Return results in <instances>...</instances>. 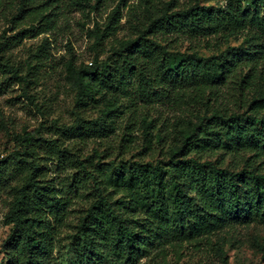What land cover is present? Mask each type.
I'll return each instance as SVG.
<instances>
[{
    "label": "trees",
    "instance_id": "1",
    "mask_svg": "<svg viewBox=\"0 0 264 264\" xmlns=\"http://www.w3.org/2000/svg\"><path fill=\"white\" fill-rule=\"evenodd\" d=\"M70 1L83 7L92 0ZM103 1L96 0L95 8ZM152 1H145L144 18L136 16L129 38L118 47L111 46L106 60L96 58L91 66L77 71L75 108L86 107L92 99L88 80L110 95L137 97L145 106L163 103L198 122L181 145H173L168 161L95 163L96 152L82 159L62 139L45 140L41 150L51 160L57 159L61 170H66L65 165L74 168L68 188L65 183L58 186L45 179L49 168L40 162V143L35 144L34 136L27 134L21 141L23 149L0 161V189L10 190L12 197L6 224L13 229L4 244L10 252L8 264H52L65 249V242L67 254L77 264H138L165 235L185 241L220 230L228 210L234 212L239 204L247 206L251 193L243 189L245 181L264 189V7L243 8L235 1L226 8L207 7L192 0L178 10V0H170L161 2L158 9ZM53 2L23 0L9 23L15 29L24 19L31 24L14 39L43 25L51 27ZM7 4L0 0V17L7 18ZM118 10L104 31L96 33L97 47L119 29ZM238 36L249 47H231L209 57L174 49L190 42L196 45L192 50L203 46L212 51L223 39ZM9 46V41L0 44V54ZM174 59L177 65L172 63ZM118 110L91 121L80 110L61 134L70 141L106 138L108 132H114L109 131L112 125L106 117ZM137 121L135 118L125 129L130 131ZM141 122L147 140L156 127L147 118ZM157 138L161 141L165 136L159 133ZM219 152L242 158L245 167L238 172L209 159L203 161L205 155ZM192 153L197 158L190 157ZM90 184L93 204L80 217L75 231L63 237L70 196L77 198Z\"/></svg>",
    "mask_w": 264,
    "mask_h": 264
},
{
    "label": "rangeland",
    "instance_id": "2",
    "mask_svg": "<svg viewBox=\"0 0 264 264\" xmlns=\"http://www.w3.org/2000/svg\"><path fill=\"white\" fill-rule=\"evenodd\" d=\"M145 1L147 0H104L95 8L96 0L83 7L73 5L70 0H54L49 12L54 24L49 28L43 25L16 41V34L29 29L31 20L24 19L19 28L15 29L9 19L17 14V7L23 0H6L8 4L4 10L7 11V18L0 17V44L9 41L10 46L0 54V57L3 56L0 58V161L8 159L14 151L22 150L23 137L31 133L35 138L34 143H40V162L49 168H46L48 172L45 171V179L53 180L58 186L65 183L68 188L74 168L65 165L66 170H61L58 167L59 161L51 160V156L41 150L44 149L45 140L62 139L61 143L75 149L82 159L94 156L96 152L98 157L95 158V163H109L113 160H141L146 163L170 159L173 145H181L179 143L184 136L191 132V126L198 122L196 117L172 111L163 103L145 106L137 97L123 99L110 95L95 88L88 80L87 87L92 91V99L83 110L75 108L77 91L73 80L77 71L91 66L96 58L99 61L106 60L112 53L111 46L118 47L122 40L129 38L136 16L144 18L147 7ZM169 1L153 0L151 5L160 9L161 2ZM234 1L243 8L254 7L255 4L264 7L260 0H199V3L207 7L226 8ZM190 2L192 0H178V10L185 8ZM11 4L12 7H9ZM117 8L121 17L119 29L116 33H110L102 46L97 47L96 35L104 31ZM41 19L40 17L39 22ZM220 43L212 51H207L203 46L192 50L196 45L190 42L176 45L174 49L209 57L231 47H249L243 36L223 39ZM172 63H176V59ZM136 105L139 108H135ZM117 108L118 113L106 117L112 125L109 131H114L108 132L106 138H92L85 142L79 139L70 141L61 134L63 127L74 123L75 113L80 110L81 116L91 121ZM135 118L138 121L134 129L126 130V125L134 124ZM146 118L153 121V128L156 127L149 131L151 135L147 140L152 141L151 143L143 135L141 121ZM159 133L165 136L161 141L157 138ZM197 156L198 154L193 153L190 155L193 158ZM207 159L233 171L240 172L245 167L242 158L226 155L224 152L207 154L203 161ZM262 172L264 173V169ZM245 182L242 183L243 189L251 193L247 206L239 204L234 212L228 210L229 216L220 230L210 236L185 241H180L178 236L167 238L165 235L166 238L157 240L150 253L138 264H264V189L255 187L249 181ZM77 195V198L69 195L72 203L70 213L64 221L66 227L62 229L63 237L75 231L80 217L93 204L95 195L92 184ZM11 199L10 190L0 189V264H8L11 260L10 252L4 247L13 229L6 224ZM64 247L60 254L57 253V259L52 264H77L73 256L66 252L68 242L64 243Z\"/></svg>",
    "mask_w": 264,
    "mask_h": 264
}]
</instances>
